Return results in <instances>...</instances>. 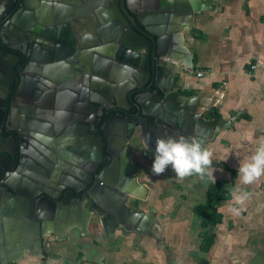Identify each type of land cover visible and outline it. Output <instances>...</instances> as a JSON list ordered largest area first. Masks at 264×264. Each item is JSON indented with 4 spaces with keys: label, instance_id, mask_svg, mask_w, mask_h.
Here are the masks:
<instances>
[{
    "label": "crops",
    "instance_id": "1",
    "mask_svg": "<svg viewBox=\"0 0 264 264\" xmlns=\"http://www.w3.org/2000/svg\"><path fill=\"white\" fill-rule=\"evenodd\" d=\"M204 1L210 10L195 16L194 31L184 35L193 67L206 75L199 79L184 67L168 66L180 78L176 91L196 101L205 122L227 123L213 131L205 147L213 154L209 172L230 197L208 204L212 181L207 175L182 182L170 168L153 175L155 153L147 154L137 133L128 151L132 172L147 193L145 200L127 202L140 215L136 226L93 215L84 230L70 228L61 239L49 231L39 242L30 224L16 240L3 216L4 264H264V176L251 185L237 179L239 164L264 143V0ZM237 186L250 193L238 216L229 211ZM198 205H209L220 222L204 228L194 211ZM210 238L212 245L203 251L204 239Z\"/></svg>",
    "mask_w": 264,
    "mask_h": 264
},
{
    "label": "water",
    "instance_id": "2",
    "mask_svg": "<svg viewBox=\"0 0 264 264\" xmlns=\"http://www.w3.org/2000/svg\"><path fill=\"white\" fill-rule=\"evenodd\" d=\"M37 1L24 0V4L26 3L28 6L34 2L33 5H36ZM133 1H54L56 11L63 10L64 13H75V15L84 17L83 20L74 21L75 27H82L79 32L82 38L80 39L82 49H86V43L93 40L94 46L98 48L96 52L107 56L112 60V63L119 64L118 69L99 60L98 63L95 62V68H98L99 71H93V74L113 83L112 96L114 100L111 105L116 110H129V105L133 104L137 107V115L114 114L109 116L99 129L102 134L99 131L93 133L96 140L90 147H87L86 142L78 138L79 142H75L73 139L68 141L60 139L55 145L52 144L53 149L56 148V145L60 148L69 145V151L78 157L76 170L71 169L76 160L70 158V152L69 157L64 156L63 160L57 159L55 155L45 158L42 153L44 150L38 149L36 143V147H33L31 152L33 158L40 165H34V170L27 172L26 165L28 166L31 160L27 158L23 150L25 143L23 136L20 135L23 150L20 153V165L15 170L9 168V163L6 160L2 166L0 165L2 172L0 222L4 216L3 222H5L4 218L7 220L4 226L7 227L9 233H12L13 237L18 236L15 237L16 240L21 239L23 226L27 224L33 226L30 233L39 242L42 235L49 231L61 239L70 228L77 227L84 230L87 221L93 215L102 217L105 221H111L116 225L136 226L140 215L137 211L131 210L127 202L130 198L145 200L147 193L146 186L140 184L132 172L131 157L127 149V145L137 130L141 133V141L144 146L145 138H151L146 148L147 154L151 155L155 153V140L158 137L177 139L194 137L202 141L205 146L214 130L227 125V123L217 120L205 122L196 109V101L176 91V85L180 78L172 73L168 66L174 64L177 67H193L192 56L185 44L184 34L194 31L195 16L210 10V5L204 0H172L170 3L168 0H161L159 12H152L151 8L143 6V10L150 13H135L132 8ZM40 4L42 10L46 9L48 5L50 6L49 0H40L38 5ZM3 15L4 13H0V18ZM91 18L94 19L95 26L98 28L97 37L94 39L90 38L86 29V26L90 25ZM17 19L12 21V25ZM67 38L68 36L66 40L69 39ZM68 43L64 45L65 53L68 51L66 48H69ZM58 48L60 47L58 46ZM59 52H62L61 49H58ZM6 58L11 59V62ZM165 58L169 59V62L164 61ZM19 60L20 56L10 55L0 46V66L6 68L5 76L0 71V80L4 78L7 79L6 81H14V69ZM48 67L52 68L50 65L44 66L47 72L51 71ZM73 75V73L60 75L65 82L63 86L71 83ZM81 75L84 74L81 73ZM42 76L49 77L45 70ZM20 79L23 77H20L19 81ZM52 79L58 86V92L64 90L60 83L62 81ZM85 85V93L76 96L77 103L84 106L104 105L102 101L90 97L101 95V86L97 87L99 92L93 90L94 92L90 93L89 84ZM62 94L59 93L57 96L61 98ZM132 94L138 95L137 99L131 102L129 98ZM121 99L128 105L127 107L122 105ZM59 103L60 101L56 105ZM94 109V111H98L99 107L94 106ZM75 117L82 121L81 127L86 131H89V126L83 121L89 120L93 124L97 119L95 115L89 117L82 114L79 117L77 113ZM150 118H153L154 121L150 122ZM75 121L77 122V119ZM109 125L111 129L116 130L112 132L118 139L117 150L112 149V141L108 132ZM24 133L28 132L24 131ZM32 134L40 142L48 140L45 134ZM6 142L7 146L16 147L17 145L16 138L7 139L0 134V151L1 145ZM80 142L81 145H79ZM41 144H39L40 148H42ZM4 151L14 152L8 149ZM104 152L109 155L110 161L101 167ZM11 175L15 176L17 187L7 181ZM9 189L15 193H9ZM5 191L6 194L3 195ZM82 192H84L83 201H76L75 195L82 196ZM2 195L3 200H1ZM147 220L150 219L147 218ZM4 226L0 223V241L5 235ZM143 226L149 228L151 222H144ZM0 245L2 246V244ZM8 247L10 246L8 245ZM1 257H3V253L0 249V264H4Z\"/></svg>",
    "mask_w": 264,
    "mask_h": 264
},
{
    "label": "flooded vegetation",
    "instance_id": "3",
    "mask_svg": "<svg viewBox=\"0 0 264 264\" xmlns=\"http://www.w3.org/2000/svg\"><path fill=\"white\" fill-rule=\"evenodd\" d=\"M39 1H37L38 4ZM54 1L49 0V8L42 10L41 4L33 5L34 2L26 6L24 0H0V13H4L3 17L0 18V46L10 55L20 56V60L14 69V81H6L7 79L5 80L4 78L0 80V134L7 139L14 137L17 141L16 147L7 146V142L1 145L0 165L2 166L4 160H6L12 170H15L20 165L19 158L23 150L27 158L31 160L30 164L26 165V171L32 172L34 165L38 166L39 163L33 158V153L31 152L33 147H36V143L38 144V149L46 150V152L42 151L45 158L55 155L59 160H63L64 156H70V158L76 160L71 167V169L74 168L76 170L78 168L76 166L78 165V157L72 151H69V147L66 145L60 148L56 145V148L53 149L52 144L55 145L60 139L67 141L71 138L75 142H79L78 139L82 140L83 137H90L94 143L96 138L93 133L99 131L102 134L99 129L109 116L114 114L137 115V107L133 104H130V109L126 111L116 110L111 105L114 100L112 96L113 83L105 80L104 83L99 84L98 77L93 74V71H96V68L94 70L95 62L98 63L100 59L98 56L100 53L96 52L98 48L94 46L93 40H90V43H86V49H82V43H80L82 38L81 34H79L82 27L74 26V21L83 20L84 17L75 15V13H64L63 10L56 11ZM138 2L140 4H135L132 7L135 13H150L143 10V6L151 8L152 12H159L161 0H138ZM14 19H17V21L12 25ZM95 25L96 22L91 18L90 25L86 26L87 33H89L91 39L97 37L98 28ZM67 36L68 40H66ZM67 42H69V48H66L68 51L65 53L64 45ZM58 49H61L62 52L58 53ZM6 60L11 62L9 58H6ZM49 65L52 68L48 67L51 71L47 72L44 66L47 67ZM44 70L49 75L48 78L42 76ZM0 71L5 76L6 68L0 66ZM62 73L67 75H70V73L74 74L70 84L63 86L65 82H63V77L60 76ZM81 73L84 75H81ZM20 77H23V79L19 81ZM52 78L62 81L60 83L64 90L58 92V86ZM87 83L89 84L90 93L98 91L97 85H101L100 93H102L101 95L104 98L101 101L104 105L93 104L84 106L77 103L76 96L85 93V84ZM59 93H63L61 98L57 96ZM137 95L132 94L129 98L130 101L136 100ZM93 96H90L91 99ZM59 101L60 103L56 105ZM121 102L123 106H128L123 99H121ZM94 106L99 107L98 111H94ZM76 113L79 114V117L82 114L89 117L97 116L93 124L89 120L83 121V123L88 124L89 131H81L83 129L82 125H80L82 121L75 117ZM76 119L77 122L75 121ZM149 121L153 122L154 119L150 118ZM24 131L28 133H24ZM114 132H112L113 136H115ZM32 133L45 134L48 140H42L41 144ZM137 133L139 138H141L139 130H137ZM119 134H121L120 131ZM20 135L24 138L25 146L23 150L21 148ZM53 139L54 141H52ZM39 144L42 145V148L39 147ZM5 149L14 152L7 153L4 151ZM69 152L71 155H69ZM108 159L110 161V158ZM104 161L105 152L102 164ZM41 169L43 170V168ZM0 173L1 180L2 172L0 171ZM7 181L15 187L18 185L13 175ZM8 191L9 193L14 192L10 191V189ZM84 192H82V196L75 195V200L83 201ZM5 194L6 191L3 195ZM3 195L1 200L4 199Z\"/></svg>",
    "mask_w": 264,
    "mask_h": 264
},
{
    "label": "clouds",
    "instance_id": "4",
    "mask_svg": "<svg viewBox=\"0 0 264 264\" xmlns=\"http://www.w3.org/2000/svg\"><path fill=\"white\" fill-rule=\"evenodd\" d=\"M150 139V137L145 138V148ZM212 155L203 142L194 137L178 139L158 137L155 140L151 172L153 175L161 176L170 168L180 182L192 176H200L203 179L207 175L215 183L214 172H209V169L213 168ZM262 176H264V143H260L254 154L242 161L237 169V179L243 185H251ZM231 196L229 211L238 216L243 205L250 198V193L242 191L237 186L232 189Z\"/></svg>",
    "mask_w": 264,
    "mask_h": 264
},
{
    "label": "trees",
    "instance_id": "5",
    "mask_svg": "<svg viewBox=\"0 0 264 264\" xmlns=\"http://www.w3.org/2000/svg\"><path fill=\"white\" fill-rule=\"evenodd\" d=\"M109 156L105 152V161L102 164L103 165L107 164L109 162ZM208 204L217 202V201H223L227 200L230 197V193L222 187V185L219 182H211L208 193ZM194 211L200 216L202 219V225L204 228L213 225L215 226L217 223L220 222L221 220V215L218 214L215 211H212L209 208V205H198L194 208ZM213 239H204L203 244H202V250L207 251L209 247L212 245ZM200 264H207L206 261H201Z\"/></svg>",
    "mask_w": 264,
    "mask_h": 264
},
{
    "label": "bare ground",
    "instance_id": "6",
    "mask_svg": "<svg viewBox=\"0 0 264 264\" xmlns=\"http://www.w3.org/2000/svg\"><path fill=\"white\" fill-rule=\"evenodd\" d=\"M169 2L168 3H170L171 2V0H168ZM99 56V60L101 61H104L107 65L109 64L110 66H112L113 68H118L119 69V64L117 65L116 63H112V60L111 59H109L108 57H106V56H101L100 54L98 55ZM94 70H95V66H94ZM96 71H99L97 68H96ZM120 71V70H119ZM99 77V76H98ZM100 78H102V77H100ZM100 78H98V79H100ZM100 80H103V79H100ZM49 90V89H48ZM53 93V92H52ZM53 95V94H52ZM48 98V97H47ZM100 101L101 100H104V98H101V99H99ZM80 125H82V124H80ZM79 125V126H80ZM110 126V125H109ZM72 130V129H71ZM85 129L83 128L81 131H84ZM108 132H109V135H110V137H111V141H112V149L113 150H117V148L119 147V143H118V139H117V137L116 136H113L112 135V129H111V126L108 128ZM73 138H71V139H69V140H72ZM91 138L90 137H83V139L81 140V141H83V142H86V146L87 147H90V145L93 143V140H91ZM68 141V140H67ZM79 145H81V142L79 143ZM67 146H69V145H67Z\"/></svg>",
    "mask_w": 264,
    "mask_h": 264
},
{
    "label": "built area",
    "instance_id": "7",
    "mask_svg": "<svg viewBox=\"0 0 264 264\" xmlns=\"http://www.w3.org/2000/svg\"><path fill=\"white\" fill-rule=\"evenodd\" d=\"M164 61L169 62V59L165 58ZM251 68L255 69L256 66H252ZM184 71H185V73L196 75L197 78H199V79H201L202 77H204L206 75L205 71H203L202 69H195L194 67H185Z\"/></svg>",
    "mask_w": 264,
    "mask_h": 264
},
{
    "label": "rangeland",
    "instance_id": "8",
    "mask_svg": "<svg viewBox=\"0 0 264 264\" xmlns=\"http://www.w3.org/2000/svg\"><path fill=\"white\" fill-rule=\"evenodd\" d=\"M135 4L138 5V4H140V3H139L138 1H135V2L133 1V6H134ZM98 83L101 84V83H104V82L98 81ZM97 86H98V85H97ZM100 86H101V85H100ZM139 141H140V140H139ZM133 142H134V138L131 139V141H130L131 144L129 143V144L127 145V149H129L131 146H133ZM137 146H140V145H137Z\"/></svg>",
    "mask_w": 264,
    "mask_h": 264
}]
</instances>
